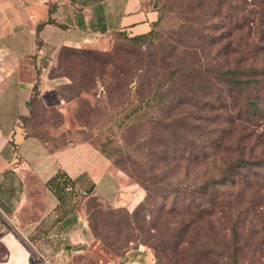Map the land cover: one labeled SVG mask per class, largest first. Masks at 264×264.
<instances>
[{
  "label": "rangeland",
  "instance_id": "1",
  "mask_svg": "<svg viewBox=\"0 0 264 264\" xmlns=\"http://www.w3.org/2000/svg\"><path fill=\"white\" fill-rule=\"evenodd\" d=\"M152 1L154 3L157 0ZM160 3L164 5L166 0ZM167 10L165 14L168 18L161 29V33L165 34L168 27L174 24V16L170 10V13ZM223 31L217 46L220 54H211L208 61L215 62L214 66L223 67L222 69H233L238 65V61L242 67L264 66V19L253 31H247V29L232 31L230 28ZM150 53H152L151 57ZM169 64L170 67L152 46L135 47L117 37L106 50L64 49L51 73L53 76L62 77L63 84L60 85L56 94L41 95L39 93L35 96L33 114L28 123L29 133L56 149L79 142H90L98 148L100 145H106V149L114 155L112 162L117 170L124 172V167L145 168L146 172L157 175L159 180L163 179L165 186L163 189H167L166 195L169 196L168 207L174 206L175 199L180 206L185 203L184 197L190 198L193 195L203 203L205 198L199 195L198 188L206 181L221 179L224 170L235 161L237 155L235 151L239 147L240 138L245 150L252 149L257 155L254 157L262 158L264 122L256 123L254 126H257V129L250 126L248 129H239L228 136L227 131L222 130L227 127V114L219 112V116L215 119L219 117L217 121H220L218 125L221 129L216 126L217 130H213L215 132L213 137L223 139L225 144L222 148L210 153L208 160L198 164L189 163L186 159H170L174 150L181 151L183 147L185 149L184 143L191 139L192 132L188 126L183 125L184 122L205 126L206 122L204 118H200V115L206 116V119L208 117L214 119V114H209L211 112L203 110H200V113L197 112L200 108L199 102L173 101L167 105H153L152 108L146 109L143 118H134L127 126H120L121 120L130 107L129 102L132 101L134 104L135 100H138L135 89L139 87L137 81L142 72L146 70L148 90V83L151 82L152 77L162 74L167 69L172 70L184 62L173 60ZM213 83L215 86V82ZM220 86L218 83L217 94L220 96L218 101L217 97H214L216 107L222 100L228 102L225 98L227 93L225 94V90L219 88ZM155 118H161L163 123L158 124ZM88 127L89 131L86 130ZM196 132L200 135L195 136V139H199L197 143L200 146L201 141H205L203 140L204 131L197 129ZM258 135L262 136V140H256ZM244 136L247 139H244ZM226 137L227 139H224ZM164 152L169 158L160 161L157 155ZM124 159L129 161L124 164L122 162ZM129 181L138 187L143 197L136 205L137 207L145 200L146 191L135 183L134 179L129 178ZM263 186L237 185L235 188L233 197L230 199V210L239 224L237 235H232L230 227L220 225L218 220L216 234L204 233L199 228L201 224L199 221L195 229H191L193 235H189L188 242L180 246L182 254L178 258V263H174L171 259H157L148 247L146 241L157 234L150 220L152 215L149 211H146V225L143 232L140 230L141 224L134 217L129 218L124 212L119 215L112 214L114 210H127L133 213L136 207L117 206L99 199L94 202L92 196L82 193L79 209L84 210L87 224L88 206L97 205L104 211L102 218L99 215V227L109 236V244L104 242L103 244L94 238V247L88 253L79 254L80 257L76 259L75 264L125 263L128 253L143 247L150 250L152 254L143 264H264ZM220 194L221 192L218 196ZM187 220L184 214L176 217L174 215L157 217L158 223L168 224L170 227L177 222H180L179 225L184 224L182 222ZM131 223L133 225H129ZM110 245L121 251L114 250ZM3 254V250H0V255L3 256ZM128 263L127 260L126 264Z\"/></svg>",
  "mask_w": 264,
  "mask_h": 264
},
{
  "label": "crops",
  "instance_id": "2",
  "mask_svg": "<svg viewBox=\"0 0 264 264\" xmlns=\"http://www.w3.org/2000/svg\"><path fill=\"white\" fill-rule=\"evenodd\" d=\"M147 2L0 0V264H75L94 247L84 210L64 215L46 186L60 170L102 202L130 208L143 198L92 143L56 149L30 135L28 122L35 87L56 94L63 84L51 74L61 51L106 50L120 33H149L159 14ZM151 256L143 247L126 262Z\"/></svg>",
  "mask_w": 264,
  "mask_h": 264
},
{
  "label": "trees",
  "instance_id": "3",
  "mask_svg": "<svg viewBox=\"0 0 264 264\" xmlns=\"http://www.w3.org/2000/svg\"><path fill=\"white\" fill-rule=\"evenodd\" d=\"M161 1L165 0H157L154 3L152 0H148L147 2V5L159 14L157 22L149 33L135 37L120 33L117 38H122L139 48L146 45L152 46L154 50L158 51L160 58L168 63L169 67V62L173 60L175 62L178 60L182 62L183 60L184 64L172 70L167 69L162 74L152 77L151 82L148 83V90L146 70L142 72L137 81L139 87L135 89L138 96V100H135L137 103L129 102L130 107L121 120L120 126H127L134 118H143L146 109L152 108L153 105H167L173 101L178 103L199 102L200 108L197 109V112L200 113V110L211 112L209 114H214V119L212 117L206 119V116L200 115V118H204L206 122H202L205 126H198L192 121V123L184 122L183 125L188 126L192 132L191 139L184 143L185 149L183 147L181 151L174 150L170 155V159L173 160L186 159L189 163L198 164L208 160L210 153L216 152L225 144L223 139L213 137L215 133L213 130H217L215 129L216 126L221 129L218 125L220 121H217L219 117L215 119L219 116V112H226L225 114H227V127L222 130L227 131L228 136L239 129H248L250 126L257 129V126L254 125L259 121L264 122V66L242 67L238 61V65L233 69H222L223 67L214 66L215 62L208 61L211 54H220L217 46L221 41V32H224V29L230 28L232 31L235 29L236 31L238 29L242 31L246 29L247 31L255 30L256 25L264 19V0H166L164 5H161ZM167 9L174 16V24L168 27L165 34L161 33V29L165 25L166 18H168L165 14ZM169 10L167 11L169 12ZM151 54H149L150 57ZM213 82H215L216 87ZM218 83L221 85L219 88L224 89L225 94L227 93L225 98L228 102L222 100L216 107L217 103L214 97H217V101L220 97L217 94L219 91ZM37 94L39 91L36 86L34 98ZM222 106L224 109L221 110L220 107ZM159 117L161 116L159 115ZM155 119L158 124L163 123L161 118ZM197 129L204 131L203 140L205 141H201L200 146L197 143L199 139H195V136H200L197 135ZM86 130L89 131V127ZM251 130L253 129L251 128ZM243 138L247 139L245 136ZM256 140H262V136L258 135ZM238 144L239 147L235 151L237 154L235 161L224 170L221 179L206 181L204 185L198 188V193L205 198V203L197 200L193 195L190 198L184 197L185 203L180 206L175 199L173 201L174 206L168 207L169 196L166 195L167 189H163L165 187L163 179L159 180L157 175L146 172L147 169L145 168L124 167L125 173H123L128 178L134 179L135 183H138L146 191L145 200L135 208L133 213H129L127 210H114L112 214L119 215L124 212L129 218L134 217L141 224L140 230L144 232L146 211H149L152 215L150 220L153 222L157 234L154 235L155 237L151 236L146 243L157 259H171L174 263H178V258L182 254L180 246L188 242L189 235H193L191 229H195L194 227L199 221L201 222L199 228L204 233L216 234L215 228L218 220L220 225L230 227L232 235H237L239 224L233 218L230 210V199L233 197L235 188L237 185H264V155L262 158L254 157L257 156L254 150H245L242 147L244 145L242 138ZM106 148V145H100L98 150L112 162L114 155ZM164 156L166 157L165 152L158 154L157 158L160 157V161L169 158ZM129 159H124L122 162L125 164ZM46 186L64 207V215L79 209V203L83 197L82 193L86 196H92L94 202L99 199L93 196L91 192L84 193L78 188L76 182L62 170L58 171ZM220 192L221 194L218 196ZM91 206L93 205L87 208L90 231L95 239L109 244V236L103 233L99 227V215L102 218L104 211L99 209L100 207L98 208L97 205ZM143 211L145 212L143 213ZM182 214L188 220L182 222L184 224L181 225L177 221L173 227L157 222L158 216L163 218L165 215H174L176 217ZM110 246L114 248L113 245ZM114 250L121 251L115 248Z\"/></svg>",
  "mask_w": 264,
  "mask_h": 264
},
{
  "label": "built area",
  "instance_id": "4",
  "mask_svg": "<svg viewBox=\"0 0 264 264\" xmlns=\"http://www.w3.org/2000/svg\"><path fill=\"white\" fill-rule=\"evenodd\" d=\"M5 219H7V217H6ZM7 220H8V219H7Z\"/></svg>",
  "mask_w": 264,
  "mask_h": 264
}]
</instances>
